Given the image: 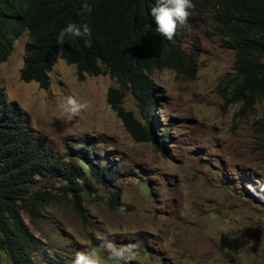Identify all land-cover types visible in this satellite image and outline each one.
<instances>
[{
	"label": "rangeland",
	"instance_id": "obj_1",
	"mask_svg": "<svg viewBox=\"0 0 264 264\" xmlns=\"http://www.w3.org/2000/svg\"><path fill=\"white\" fill-rule=\"evenodd\" d=\"M28 41L24 34L13 41L0 63V86L5 101L26 115L21 119L31 138L74 163L70 151L83 141L96 143L87 158L120 166L111 187L86 180L91 188L81 202L85 219L73 208L70 193L61 197L57 180L32 186L27 198L38 190L60 197L43 203L34 220L21 212L33 234L51 245L52 255L71 264L76 251L99 250L98 237L107 236L118 245H138L132 264H264V196L257 193V188L264 192V139L254 125L264 103L240 114V105L221 98L220 81L232 66L233 52L220 47L209 24L190 32L184 45L188 50L198 42L201 49L198 56L191 54L197 57L191 77L171 70L152 74L157 134L169 131L166 151L127 131L108 99V89L118 85L109 76L78 81L74 66L58 60L49 73V89L21 81ZM69 95L88 104L71 121L59 108ZM118 104L144 125L131 94ZM245 177L257 188L245 186L240 180ZM112 192L117 198L110 205ZM99 255L102 264H117L106 252ZM34 261L41 264L38 255ZM0 264H9L1 250Z\"/></svg>",
	"mask_w": 264,
	"mask_h": 264
},
{
	"label": "trees",
	"instance_id": "obj_2",
	"mask_svg": "<svg viewBox=\"0 0 264 264\" xmlns=\"http://www.w3.org/2000/svg\"><path fill=\"white\" fill-rule=\"evenodd\" d=\"M20 2L19 4L16 0H0V14L3 12V16H7L14 9L21 10L20 20L26 26L29 37L20 70L21 81L35 82L39 88L49 89V73L58 59L75 65L80 80L84 79V73L109 75L116 80L118 86L109 88L108 99L114 102V109L127 131L137 141L156 143L157 137L149 122L156 107L154 96L156 88L152 74L156 71L171 70L182 77H191L197 57L190 56L179 45L162 44L158 41L152 42L154 45L150 50L149 44L144 42L146 35H140L136 26V13L140 10L136 7V0H113L110 6L106 5L113 10L101 19L103 21L108 17L101 26L105 40L100 41L101 49L98 52L84 49L75 37H72L73 39L66 37L61 48L56 42L57 37L49 35L51 33L45 27L50 14L55 8L60 9L59 0H40L30 4L31 6L28 0ZM237 2L238 0L236 2L209 0L208 4L202 5L197 12L214 20L218 25L216 27L218 35L224 37L233 30L247 27L255 18L254 15L244 14L234 18L233 14H228L230 10L239 7ZM257 27L261 28L262 24ZM227 46L230 44L227 43ZM10 50L0 53V62L6 59ZM260 75L253 60H246L237 54L234 56L231 72L221 78L219 89L221 98L227 104L242 103L240 114L264 103V76ZM1 92L2 90H0V250L6 255L9 264H36L35 255L39 256L41 264H68L58 254H51V245L39 240L21 216V212L24 211L30 220H34L43 203L47 204L50 199L60 197L41 190L30 194L28 198L26 196L33 185H39L40 180L47 178L57 180L61 183L60 190L63 194L61 197L67 199L66 195L70 193L73 197L71 201L73 208L85 219L86 214L83 213L81 202L86 188H91L86 180L111 187V183L119 177L120 166H115L112 170L104 162L105 159L98 161V157L87 158L86 152L82 149L70 151L76 158L74 163L72 157L66 159L54 153L38 139L37 149L29 140L24 120L21 119L24 113L14 102L6 104L1 98L3 96ZM126 92L135 99L144 125L135 120L132 112L125 111L118 104ZM5 105L13 107L18 115V121L14 119L12 112L4 108ZM254 125L264 139V112ZM162 142L158 141L160 144H163ZM81 145H85V149L89 151L94 149L96 143L88 146L84 141ZM159 146L166 151L164 147ZM240 180L245 185H254L251 178L245 177ZM257 190V193L264 196L263 191L258 188ZM116 198L117 193L112 192L110 205L114 204Z\"/></svg>",
	"mask_w": 264,
	"mask_h": 264
},
{
	"label": "clouds",
	"instance_id": "obj_3",
	"mask_svg": "<svg viewBox=\"0 0 264 264\" xmlns=\"http://www.w3.org/2000/svg\"><path fill=\"white\" fill-rule=\"evenodd\" d=\"M39 1L40 0H36L34 2L28 0V4L31 6L30 4ZM112 1L113 0H64L63 2L62 0H59L61 7L60 9L55 8V11L50 14L45 29L51 33L49 34L50 36L57 37L56 42L61 48L65 43L66 37L69 39L75 37L78 38L84 49L98 52V50L101 49L100 41L105 40L101 26L108 17L103 21H101V19L104 15L112 12L113 9L110 10V8L107 7L111 5ZM232 1L236 2L237 0ZM16 2H19V4L21 3L20 0H16ZM208 2L209 0H136V7L140 8L136 13V26L138 27L140 35H146L144 42L149 44L148 48L150 50L154 45L152 42L158 41L162 44L179 45L190 56L191 54L198 56V53L201 51L198 42H192L191 45L186 46V49L188 50H185L184 45L187 43V37L190 32L193 30H199L202 24L207 23L212 27L213 35L219 40L220 47L233 52V61L234 56L237 54L241 55L246 60L251 59L261 73L260 76H264V0H238L237 3L239 7L235 10H230L228 14H233L234 18H237L239 14L249 16L254 15L255 18L247 27H240L236 29L237 31L233 30L224 37L218 35L216 31L218 25L214 20L209 16L202 15L201 13L198 14L197 12L201 9L202 5L208 4ZM0 15H2V17L0 16V53L2 54L4 50L7 51V49H11L13 41L17 40L23 34L27 35V32L26 26H24L23 22L20 20V9H14L12 13L7 16H3V12ZM259 20L260 22H258ZM259 24H262L261 28L257 27ZM227 43H229L230 46H227ZM8 56L9 54L7 57ZM68 65L74 66L76 69L75 65ZM231 68L227 73L231 72ZM76 76L78 81H81L77 75V70ZM92 76L109 75H89L84 73V79L85 77ZM0 90H2L1 93H3L1 98L4 99L5 93L1 86ZM4 102L8 104L5 99ZM235 105H240V109L242 107V103ZM4 108L12 112L15 120H19L13 107L10 108L5 105ZM59 108L61 110V116L71 121L74 117L85 112L88 108V104L69 95L63 98V101L59 104ZM247 111L250 110H246L244 113ZM154 114L155 111L149 119L150 127L154 129L157 137V145L159 144L165 148L163 144L166 142L165 140L169 138V131L165 128L162 130L161 134H157V132H159L158 121H154V118H156ZM29 137V140L37 148V139H32L30 135ZM157 140L163 141V144L158 143ZM81 143L79 144V149H82ZM83 147L82 150H84V152H89L85 149V145H83ZM92 151H95V149ZM111 169L113 170L114 168ZM98 238L102 241L99 250H78L74 253L71 264H102L99 251L106 252L107 259L110 261H116L117 264H132L133 261L137 260V257L139 256L137 244L129 243L118 245L113 240L108 239L107 236H101Z\"/></svg>",
	"mask_w": 264,
	"mask_h": 264
}]
</instances>
